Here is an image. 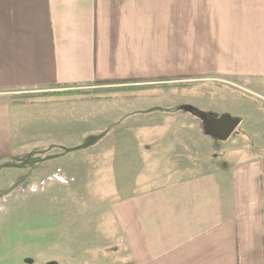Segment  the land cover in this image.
<instances>
[{
	"label": "crops",
	"instance_id": "0c3cea01",
	"mask_svg": "<svg viewBox=\"0 0 264 264\" xmlns=\"http://www.w3.org/2000/svg\"><path fill=\"white\" fill-rule=\"evenodd\" d=\"M177 29L206 73L264 83V0H0V93L177 85ZM14 139L0 100V162ZM259 154L117 203L127 264H264Z\"/></svg>",
	"mask_w": 264,
	"mask_h": 264
},
{
	"label": "rangeland",
	"instance_id": "374dc122",
	"mask_svg": "<svg viewBox=\"0 0 264 264\" xmlns=\"http://www.w3.org/2000/svg\"><path fill=\"white\" fill-rule=\"evenodd\" d=\"M188 33L177 29L174 86L0 93L15 138L0 162V264H127L117 203L260 155L264 83L206 73L204 43ZM189 108L241 124L222 142Z\"/></svg>",
	"mask_w": 264,
	"mask_h": 264
},
{
	"label": "water",
	"instance_id": "95a60500",
	"mask_svg": "<svg viewBox=\"0 0 264 264\" xmlns=\"http://www.w3.org/2000/svg\"><path fill=\"white\" fill-rule=\"evenodd\" d=\"M189 110L202 121L208 135L222 142L228 141L241 124L239 118H233L232 116L224 115L215 118L195 108H189Z\"/></svg>",
	"mask_w": 264,
	"mask_h": 264
}]
</instances>
